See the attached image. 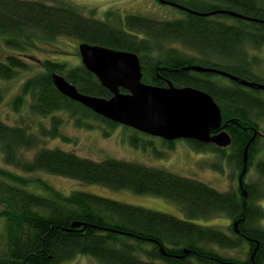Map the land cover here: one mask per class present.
<instances>
[{
    "label": "trees",
    "instance_id": "1",
    "mask_svg": "<svg viewBox=\"0 0 264 264\" xmlns=\"http://www.w3.org/2000/svg\"><path fill=\"white\" fill-rule=\"evenodd\" d=\"M167 1L196 13L226 10L261 22L181 12L183 18L170 21L130 15L116 27L85 18L72 6H50L45 0H0V36L5 47L18 53L0 54V80L10 81L21 72L32 71L27 53L36 42L67 38L135 54L143 84L164 88L170 83L174 88L196 89L213 98L221 111L223 130L231 140L229 158L240 175L244 148L253 133H258L259 122L264 121V98L260 96L264 92L229 80L230 86H224L213 80L217 75L193 73L185 68L217 69L238 81L264 85L258 73L260 56L250 55V50H264V0ZM53 74L62 76L83 95L111 97L82 65L67 68L44 60L37 73L22 83L12 110L18 112L26 106L31 116L42 120L36 130L0 121L2 161L16 171L0 169V220L4 232L0 236V264H63L77 255L88 256L97 264H264V229L258 226L264 211L255 204L260 192L253 185H243V201L240 190L218 192L201 182L137 163L113 159L95 162L47 148L25 159L21 153L35 150L44 140L64 139L58 131L61 120L53 114L74 115L77 127L89 118L115 125L60 95L52 85ZM47 119L49 128L43 124ZM259 138L257 134L248 147L246 167L257 153ZM137 141L131 137L130 145L136 148ZM190 143L199 151L222 152ZM254 169L264 177V161L257 162ZM23 174H45L162 197L177 204L187 220L82 192L63 195L41 179L32 182L48 196H38L26 190L30 181ZM220 214L231 222L230 236L188 221ZM243 245L247 248L244 261L218 252L237 250Z\"/></svg>",
    "mask_w": 264,
    "mask_h": 264
},
{
    "label": "rangeland",
    "instance_id": "2",
    "mask_svg": "<svg viewBox=\"0 0 264 264\" xmlns=\"http://www.w3.org/2000/svg\"><path fill=\"white\" fill-rule=\"evenodd\" d=\"M179 1L185 2L188 0ZM193 2L195 3V1ZM45 3L50 6H72L85 18L107 22L116 27L120 26V20L122 21L126 16L130 15L141 16L155 21H170L183 18V14L180 11L174 7L162 5L156 0H45ZM221 20L231 24L228 19ZM78 45H80L79 41L67 38H57L51 42H36L35 48H32L33 50L27 53L31 57L32 71L21 72L10 81L0 80V121L7 126H23V128H32L33 126V130H36L37 124L42 119L31 116L26 106H23L18 112H14L11 104L18 95L24 80L37 73L40 68V62L49 60L55 63H62L67 68L80 66L81 61L77 51ZM10 52L17 53L14 49L5 47L3 37L0 36V54L5 55ZM250 55L260 56L258 73L261 78H264V50L261 53L250 50ZM36 61H39V63H36ZM214 61L218 62V60H212V62ZM213 80L221 85L230 86V83L225 78L215 77ZM260 96L264 98V94ZM53 116L61 120L58 131L64 139L44 140L35 150L28 153L22 152L21 154L25 159H31V156L36 151L43 148L59 149L95 162L113 159L167 171L176 176L206 184L218 192L239 191V171L229 158L231 154L230 148H225L220 153L211 149L199 151L194 149L190 142L184 140L165 142L159 138L143 136L139 133L135 134L134 130L124 126L117 124L114 126L108 125L93 118L82 120L83 124L77 127L74 115L70 117L68 113L61 112L53 114ZM43 124L49 128L48 119ZM32 133L37 134L38 131H32ZM258 133L260 138L257 143V153L249 160V166L246 167V172L242 178V186L253 185L260 192V198L257 199L255 204L264 211V177L256 174L254 169L257 162L264 161V121L259 122ZM131 137L138 139L136 148L130 145ZM169 143H172L171 147ZM0 169L16 172L14 169L4 166L1 151ZM23 176L25 180L30 181L26 190L38 196H48L38 185L32 182L36 179H41L63 195H68L71 192H82L145 210L167 214L179 220H187L184 212L177 204L162 197L137 195L129 190H112L45 174H23ZM188 221L201 227L220 230L230 236L231 222L226 215L220 214L208 219L197 218ZM258 226L264 229V219L259 221ZM2 228L3 223L0 220V236L4 233ZM2 244L0 242V250L2 249ZM218 252L223 257L244 261L247 255V248L246 245H243L237 250H218ZM63 264L97 263L88 256L77 255L71 261Z\"/></svg>",
    "mask_w": 264,
    "mask_h": 264
},
{
    "label": "water",
    "instance_id": "3",
    "mask_svg": "<svg viewBox=\"0 0 264 264\" xmlns=\"http://www.w3.org/2000/svg\"><path fill=\"white\" fill-rule=\"evenodd\" d=\"M157 1L198 17L224 15L247 22H261L232 11L217 10L202 14L172 2ZM77 51L82 67L97 79L111 97L103 99L83 95L62 76L53 74L51 81L54 89L66 99L81 105L104 120L165 142L194 141L221 149L231 145L230 137L221 130L225 125H222L220 108L207 93L192 88L177 89L170 83L164 88L143 84L139 59L132 53L87 43L78 45ZM185 71L214 74L237 82L244 88L264 92L263 84L238 81L236 77L217 69L192 66L185 68ZM218 130L221 132L211 136ZM257 134L259 135L257 132L253 133L243 151V168L238 177V188L243 201L246 198V190L242 186V178L246 172L247 150ZM236 225L237 223L233 224L234 229ZM234 232L238 234L236 230Z\"/></svg>",
    "mask_w": 264,
    "mask_h": 264
},
{
    "label": "flooded vegetation",
    "instance_id": "4",
    "mask_svg": "<svg viewBox=\"0 0 264 264\" xmlns=\"http://www.w3.org/2000/svg\"><path fill=\"white\" fill-rule=\"evenodd\" d=\"M157 1V0H156ZM164 1H167V0H164ZM158 2V1H157ZM167 2H171V1H167ZM159 3V2H158ZM172 3H174V2H172ZM175 4H178V3H175ZM179 5V4H178ZM181 6V5H180ZM184 7V6H183ZM176 9V8H175ZM188 9V8H187ZM176 10H178V9H176ZM178 11H180V10H178ZM180 12H183V11H180ZM183 13H186V12H183ZM186 14H188V13H186ZM216 16H224V15H216ZM216 16H214V17H216ZM221 130H223V129H221ZM221 130H218V131H216V132H213L212 134H211V136H215V135H217L219 132H221ZM224 131V130H223ZM259 137H260V135H259ZM189 142H194V141H189ZM194 143H198V142H194ZM200 144H203V143H200ZM203 145H208L209 147H213L214 149H219V150H223V149H221V148H218V147H216V146H213V145H210V144H203ZM227 148H230V146L229 147H227Z\"/></svg>",
    "mask_w": 264,
    "mask_h": 264
}]
</instances>
